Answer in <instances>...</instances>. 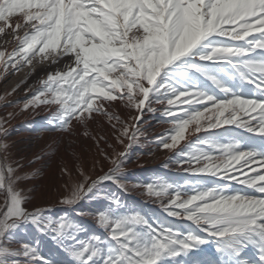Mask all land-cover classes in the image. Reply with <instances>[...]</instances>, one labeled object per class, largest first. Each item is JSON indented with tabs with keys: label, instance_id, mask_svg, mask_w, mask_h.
<instances>
[{
	"label": "snow or ice",
	"instance_id": "obj_1",
	"mask_svg": "<svg viewBox=\"0 0 264 264\" xmlns=\"http://www.w3.org/2000/svg\"><path fill=\"white\" fill-rule=\"evenodd\" d=\"M14 15L20 19L13 25ZM5 27L11 28L17 45L6 59L0 51L5 71L26 65L34 70L37 59L50 60L51 65L69 61L65 69L41 79V87L23 106L24 110L55 106L47 120L53 131L72 135L76 121L99 145L105 137L89 133V122L98 114L115 129L121 121L109 108L120 100L137 111L131 130L124 124L120 131L129 140L127 148L143 135L139 124L145 110L157 111L153 103L166 105L162 115L172 125L167 135L156 138L165 150L176 148L191 124L196 133L235 125L250 135H233L226 129L198 137L195 146L190 143L179 151L178 167L187 164L185 171L222 183L186 181L190 192L160 178L133 185L158 200L167 197V216L195 225L186 234L164 221L150 222L139 212L118 214L120 201L113 196L115 209L96 214L108 240L97 235L81 240L79 234L86 231L82 225L67 217L48 218L45 210L28 211L23 206L26 197L15 186L24 177L0 162V191L5 194L0 264H51L31 244L11 246L18 229L27 224L53 233L71 257L66 264H180L176 258L212 243L225 264H264V0H0V33ZM245 82L255 86L250 95L241 87ZM238 87L240 91L235 90ZM201 118L209 121L207 127ZM8 134L0 121V153L8 151L2 139ZM125 156L126 152L111 158L105 154L112 164L108 172L90 183L85 177L61 203L95 198L106 181L127 191L121 180ZM232 184L241 187L233 189Z\"/></svg>",
	"mask_w": 264,
	"mask_h": 264
},
{
	"label": "rangeland",
	"instance_id": "obj_2",
	"mask_svg": "<svg viewBox=\"0 0 264 264\" xmlns=\"http://www.w3.org/2000/svg\"><path fill=\"white\" fill-rule=\"evenodd\" d=\"M224 27L228 28L229 26L225 25ZM253 35L255 34L253 33ZM16 47L15 43L13 48L8 51L4 44H0V51L5 52L6 59L7 54ZM66 59H61L56 65L49 64L50 60L43 61L48 64L41 65L37 74H27L26 68L31 67L27 65L19 70L9 66L7 71L0 67V97L4 98L0 100V121L3 122V127L9 133L6 138H2L9 147L6 154L0 153V162L15 169L14 175L24 177L15 185L26 197V203L23 206L30 212L36 209L45 210V215L48 218L59 220L67 217L82 225L86 231L79 234L81 240H87L92 235L108 240L109 233L97 224L96 214L106 211L109 207L115 209V205L110 199L113 196L120 201L121 206L115 209L118 214L139 212L150 222L164 221L171 226L177 224L174 221L186 222L167 216L164 212V206L168 203L167 197L163 201L158 200L146 195L143 187H133V185L152 183L160 178L180 185L182 191L190 192L191 186L186 185V181H191L194 184L197 180H201L208 186L222 183L223 181H217L215 177L193 175L191 172L185 171L184 169L188 167L187 164L184 165V168L178 167L175 161L179 158V151L185 149L190 143L195 146L198 137L204 138L210 134L224 133L226 129L230 130L233 135L249 136L250 134L235 125H223L207 132L202 130L200 133H196V125L191 124L185 131V138L177 144L176 148L165 150L156 143V138L167 135L172 125L168 118L162 115L166 105L153 103L152 107L157 111L148 112L145 110L139 124L143 135H138L132 147L127 148L129 140L127 137L120 136V131L124 124L129 125L131 130L137 111L134 108L126 107L125 103L120 100L112 102L109 108V111L119 116L121 121L115 129L106 117L98 114H94L97 118L89 122L87 129L89 133L97 137H105L104 140L99 141V145L84 135L85 128L76 121H73L72 135L53 131L48 126L47 120L51 118L55 106L50 109L41 105L36 108L30 107L27 110H24L23 106L41 87L39 81L46 79L49 72L59 69L60 63ZM67 62L69 63V61ZM40 63L38 59L34 61V64ZM62 69H65V65ZM112 75L115 76L118 73ZM208 86L213 88L218 97L223 98L224 94L218 89H214L210 82H208ZM13 89L15 90L13 91ZM252 89L253 86L250 85L249 93H245V95H250ZM105 106L107 107V105ZM195 107L203 109V105ZM210 107L211 105H209ZM39 108L40 111L36 112ZM205 115L207 117L212 114L206 113ZM241 117L247 119L243 114ZM208 122L207 119L201 118V124L204 127H207ZM118 136L123 141L122 143L117 139ZM256 139L258 143L259 137ZM121 152H126L121 180L127 185V191L121 190L111 181H106L99 185V191L95 198L85 197L74 205L61 203L65 197L71 195L75 185L85 182V177L90 183L108 172L112 164L109 159L105 158V154L111 158ZM211 154L217 155L218 153L212 152ZM5 155L6 160L4 159ZM37 156H40L41 159L37 160ZM166 164L168 167H165ZM232 187L236 189L241 186L232 184ZM245 190L260 195L252 189ZM4 203L5 194L0 191V208L4 206ZM187 223L193 229L195 228L191 222ZM21 243L37 247L39 253L51 261V264H66L71 259L68 253L53 239V233H42L31 224L21 225L11 246L18 248ZM176 259L180 261V264H203L206 261H211L212 264H225L223 257L216 252L214 243L201 245L199 249H194Z\"/></svg>",
	"mask_w": 264,
	"mask_h": 264
},
{
	"label": "bare ground",
	"instance_id": "obj_3",
	"mask_svg": "<svg viewBox=\"0 0 264 264\" xmlns=\"http://www.w3.org/2000/svg\"><path fill=\"white\" fill-rule=\"evenodd\" d=\"M20 19L19 15H14L12 18H11V23L14 25L15 22ZM19 34L22 35L23 33V29L21 30H18ZM0 44H4L6 46V49L8 51H10L12 48H13V45L15 44V40H14V37L12 35V30L11 28H8V27H5V32L4 33H0ZM64 60V59H63ZM68 60L66 59L65 61L61 62L60 63V67L59 69H62L64 67V65H66L68 62ZM45 64H48V62H43V63H40V64H34L35 65V69L33 70V67H29V68H26L25 72H27V74L29 73H34V74H37L39 72V67H41V65H45ZM49 64H51V62H49ZM241 87L243 88V91H244V94L245 93H249V84H247L246 82L243 83L241 85ZM236 91H240L241 88L238 87V88H235ZM251 94V93H250ZM40 111V108L36 110V112H39ZM102 119V118H101Z\"/></svg>",
	"mask_w": 264,
	"mask_h": 264
},
{
	"label": "trees",
	"instance_id": "obj_4",
	"mask_svg": "<svg viewBox=\"0 0 264 264\" xmlns=\"http://www.w3.org/2000/svg\"><path fill=\"white\" fill-rule=\"evenodd\" d=\"M174 222L177 223L175 226H173L176 230L179 229L180 231H183V232L186 233V230H187L189 227L192 228V226L189 225V224L187 223V222H189V221H186V222H177V221H174Z\"/></svg>",
	"mask_w": 264,
	"mask_h": 264
}]
</instances>
